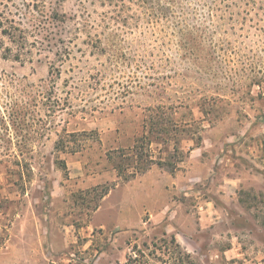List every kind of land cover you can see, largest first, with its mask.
<instances>
[{"label": "rangeland", "instance_id": "obj_1", "mask_svg": "<svg viewBox=\"0 0 264 264\" xmlns=\"http://www.w3.org/2000/svg\"><path fill=\"white\" fill-rule=\"evenodd\" d=\"M23 2L86 20L89 33L63 63L0 51V71L54 90L57 112L40 105L48 130L30 178L0 162V264H195L176 235L200 230L197 196L221 214L196 235L199 264L231 244L239 264H264V0L1 1ZM177 174L201 194L165 195Z\"/></svg>", "mask_w": 264, "mask_h": 264}, {"label": "trees", "instance_id": "obj_2", "mask_svg": "<svg viewBox=\"0 0 264 264\" xmlns=\"http://www.w3.org/2000/svg\"><path fill=\"white\" fill-rule=\"evenodd\" d=\"M1 1L3 0H0V5H3L0 13V51L4 60L23 63L27 54L36 53L52 54L57 63H63L71 56V44L78 40L80 35L89 33L86 20L67 16L59 10L52 11L50 16L47 15L48 7L45 2H42L40 9L37 4L31 6L30 3L23 2L22 6H9ZM35 11L40 18L36 17ZM88 44L98 49L97 41L91 39ZM56 71L61 78L60 70ZM51 82L54 84L55 80L52 79ZM33 87L13 73L0 71V155L3 157L0 162L22 168L19 172L9 170L12 175H19L22 180L31 176L23 171V167L32 171L29 161L34 159V150L31 146L44 139L48 130L47 126L38 123L42 121L40 105L46 107L52 104V99L55 98L54 90L45 91V86L30 89ZM10 88H15L17 92L10 93ZM44 109L46 117L56 116L57 112L51 106ZM66 132L65 129L64 133ZM59 138L57 145L65 143L64 136L60 135ZM145 141L150 145L153 143L146 136ZM11 146L17 147L15 153L11 151ZM116 169L120 176L125 175L122 167L117 166ZM144 170L135 168L132 176Z\"/></svg>", "mask_w": 264, "mask_h": 264}, {"label": "crops", "instance_id": "obj_3", "mask_svg": "<svg viewBox=\"0 0 264 264\" xmlns=\"http://www.w3.org/2000/svg\"><path fill=\"white\" fill-rule=\"evenodd\" d=\"M154 169L147 174H145L144 179L145 185L147 187L146 191L149 194L151 192V187L157 182L159 183L158 180H154L151 175L153 174ZM180 174L175 175V177L169 179V178H164L161 183H162V192L166 193L165 195H177V196H197L201 194V191L197 189L195 186H187L186 182L183 177L179 176ZM191 180V179H189ZM188 180V181H189ZM224 188V187H221ZM226 192V190H221ZM220 193V192H219ZM199 201L195 204L193 214L194 216L197 215L199 217V221L201 223L199 224V229L198 231L195 230V233L192 232H180L179 235H176L178 237L176 243L183 248L185 253H187L188 258L193 261L195 264H199L198 259L196 256H201V250L199 242L196 240V235L197 233L199 234L200 231L205 230L208 228V226L212 225L213 221H215L217 218L221 216L220 214V208H217L218 205L215 201V199H212L209 197V199H205L202 201V198L200 199L199 196H197ZM221 199H226V196H220ZM164 208V209H163ZM166 208V205L162 207V212H158L156 214H151L150 213V219L148 222L152 221L153 218L157 219V221L161 222L163 215H165L164 210ZM159 219V220H158ZM169 232V230H167ZM179 238L182 240V243L180 242ZM236 245L231 244L230 247H228L225 250H218L219 248L216 246L210 247V251H208V259L210 264H239L238 261H236ZM196 249H198L196 251ZM234 254V256H232Z\"/></svg>", "mask_w": 264, "mask_h": 264}]
</instances>
